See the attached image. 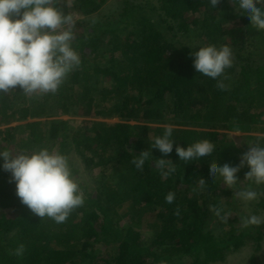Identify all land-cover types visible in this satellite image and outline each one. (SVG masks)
<instances>
[{"label":"trees","instance_id":"obj_1","mask_svg":"<svg viewBox=\"0 0 264 264\" xmlns=\"http://www.w3.org/2000/svg\"><path fill=\"white\" fill-rule=\"evenodd\" d=\"M53 2L82 18L72 43L81 65L55 94L27 97L19 88L0 94V149L56 147L69 159L84 204L61 224L38 217L0 169V264H222L246 247L253 250L250 264H259L264 222L245 227L235 185L211 180L209 170L214 163L239 164L248 151V134L237 144L218 130L264 131V64L256 61L264 59V31L238 14L232 0L217 8L210 0H116L104 14L109 0ZM209 44L232 50V67L220 78L224 89L193 67V49ZM168 126L176 144L206 139L213 154L185 162L174 146L164 158L176 171L162 177L155 160L163 154L152 149L144 171L137 170L132 158ZM260 137H251L254 146ZM72 149L87 170L104 167L92 190L91 182L77 179ZM252 185L260 194L250 204L258 215L264 185ZM169 192L172 204L165 200ZM20 245L24 253L17 256Z\"/></svg>","mask_w":264,"mask_h":264},{"label":"clouds","instance_id":"obj_2","mask_svg":"<svg viewBox=\"0 0 264 264\" xmlns=\"http://www.w3.org/2000/svg\"><path fill=\"white\" fill-rule=\"evenodd\" d=\"M238 14H242L258 31H264V0H232ZM217 8L220 0H210ZM75 20L54 6L53 0H0V94L19 88L25 96L55 94L68 75L80 67L81 57L73 48ZM193 49V48H192ZM193 67L199 74L217 81L232 67V50L228 46L214 44L193 49ZM174 128L168 126L163 134L150 139L151 147L136 154L131 163L144 171L146 162L153 156L152 149L163 155L155 160L162 177L176 171L166 159L174 150L179 160L201 161L214 152L208 140L188 144H176ZM264 137L258 138L256 146L242 153L239 164L214 163L210 167V179L219 177L223 184L233 189L240 181L238 173L244 167L249 170L245 179L256 186L264 185ZM0 169L10 173V182L15 184L16 195L34 215L50 218L55 223H64L70 213L84 204V193L74 179L68 157L47 147L33 151H0ZM207 182L201 178L200 187ZM235 195L244 202L255 200L257 191L251 187ZM166 203L172 204L175 193L169 192ZM179 209H177V215ZM217 215H220L219 210ZM226 218V217H225ZM257 216L244 220V226L259 225ZM24 246L14 254L22 256Z\"/></svg>","mask_w":264,"mask_h":264},{"label":"rangeland","instance_id":"obj_3","mask_svg":"<svg viewBox=\"0 0 264 264\" xmlns=\"http://www.w3.org/2000/svg\"><path fill=\"white\" fill-rule=\"evenodd\" d=\"M115 1L116 0H109V5L107 4V6H103L100 10L99 13H107L108 12V9L107 7L108 6H111L112 7V4H115ZM98 13V14H99ZM74 20H79V19H82L81 16H77L75 14V16L73 17ZM230 25H233V23H231ZM107 55L109 56V54L107 53ZM256 61L257 62H260V64H264V59L257 56L256 57ZM109 77V76H108ZM107 77V78H108ZM21 100L17 101V103L15 104L16 105H19L21 104L20 102ZM20 106V105H19ZM62 119H66V118H69L68 116H60ZM59 117V118H60ZM80 121L84 120V118L82 119V117H77ZM45 119V118H43ZM49 120H52L53 118H48ZM96 120L98 121H102V120H106L108 122H112V123H115V122H119L121 121L120 118H112V119H101V118H97ZM29 121H33L30 120ZM28 122V121H27ZM20 122H16L14 123L15 124H18ZM22 123H26V122H22ZM219 132L221 133H226L229 135V140L227 142H236L238 144V141H237V137L238 136H242L244 134H248V141L249 143L245 146V149L246 150H249L250 146H254V139L251 138V137H254L256 135H260V136H263L264 135V131H262L261 129H257L256 131L255 130H252V131H245V130H218ZM228 136H225L224 137V140H227ZM253 139V140H252ZM53 149L56 150V147H53ZM0 151H4L2 149H0ZM70 157L72 159V162L74 165V168H77L78 169V178L77 179H81V180H85L87 183H90L91 185V189L93 188V186L95 185V183L92 181L95 177L96 178H100L102 175H101V171H103L104 167H99V168H93L91 170H87V165L85 164V162L82 160V158L80 157V154L78 152H75L74 149H72V152L70 154ZM97 157L94 158V160L97 161ZM95 176V177H94ZM240 188L238 186L235 185V188L236 191H240V190H244V186H245V189H249L250 187L253 188V185L250 181H248L247 179H240ZM247 182V183H246ZM238 187V188H237ZM237 197V196H236ZM256 201L253 200V201H249V202H244L241 200V209L244 210L245 214L247 215L248 218H250L251 216H257L259 218H261V220H264V211H262L261 214H258L256 215L253 211H254V206H251L250 204H253L254 202ZM1 204H0V209H1ZM252 253H253V250L250 248V247H246L244 248L241 252H238V253H235V254H232L227 262L225 263H222V264H250V258L252 256ZM258 256V260H259V264H264V247H263V250L259 253H257ZM217 264H220V263H217Z\"/></svg>","mask_w":264,"mask_h":264}]
</instances>
